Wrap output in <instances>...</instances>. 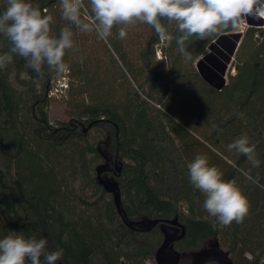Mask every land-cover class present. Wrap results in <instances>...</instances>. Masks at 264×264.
<instances>
[{"label":"trees","instance_id":"16d2710c","mask_svg":"<svg viewBox=\"0 0 264 264\" xmlns=\"http://www.w3.org/2000/svg\"><path fill=\"white\" fill-rule=\"evenodd\" d=\"M30 2L53 16L57 36L71 28L78 51L65 56L67 73L45 68L42 80L19 56L0 69V239L44 238L47 251L50 244L63 250L57 264H155L160 225L144 231L141 224L177 220L185 227L174 244L179 264L212 243L233 264H264V188L239 171L251 169L264 185V19L249 16L243 32L193 38L188 61L174 39L161 40L145 23L125 26L122 40L114 27L105 42L63 20L60 0ZM5 7L0 0V13ZM161 22L177 34L175 22ZM9 47L0 34V54ZM63 77L67 119L52 123L49 92ZM242 135L256 144L258 168L228 151ZM197 155L247 196L243 223L214 227L189 179ZM103 168L101 178L118 187L123 217L98 183Z\"/></svg>","mask_w":264,"mask_h":264},{"label":"clouds","instance_id":"9594fccd","mask_svg":"<svg viewBox=\"0 0 264 264\" xmlns=\"http://www.w3.org/2000/svg\"><path fill=\"white\" fill-rule=\"evenodd\" d=\"M60 0L62 19L80 32H95L97 38L107 42L117 28L119 39H125L127 28L137 22L151 26L158 37L171 42L173 39L185 60L192 54L187 50L193 39L206 40L219 35L228 28H238L249 16L264 19V0ZM82 13H88L84 15ZM162 20L175 22L177 34L173 36ZM53 16L42 13L30 0H6L0 13V34L10 44L9 50L0 54V69L12 63L14 56L26 61V67L45 78V68L57 76L67 73L70 65L65 56L69 51H78L74 44V33L63 27L59 35L51 25ZM81 62L82 59H81ZM228 151L247 158L252 168L260 166L256 144L247 135L235 139ZM189 179L195 189L205 196L204 210L216 219L221 228L233 222L243 223L250 210L247 196L234 180H224L216 166H210L206 156L197 155L188 164ZM248 181L260 185L259 177L251 175V169H239ZM44 238L26 237L22 232L0 239V264H57L63 250L47 251ZM43 258V260L41 259Z\"/></svg>","mask_w":264,"mask_h":264},{"label":"water","instance_id":"95a60500","mask_svg":"<svg viewBox=\"0 0 264 264\" xmlns=\"http://www.w3.org/2000/svg\"><path fill=\"white\" fill-rule=\"evenodd\" d=\"M105 170L106 169L103 168L97 172L98 183L107 192L112 194L116 211L123 217L118 187L113 181L103 180L101 178V173ZM116 170L118 171V169ZM125 223L129 228L136 230L131 224L126 221ZM141 225L144 231H148L160 225L163 241L155 253V264H179L182 256L173 248V244L184 237L185 227L177 220L158 219L147 221ZM191 259V264H204L209 261H213L217 264H233L228 253L220 249L216 243L210 244L208 249L192 254Z\"/></svg>","mask_w":264,"mask_h":264},{"label":"rangeland","instance_id":"374dc122","mask_svg":"<svg viewBox=\"0 0 264 264\" xmlns=\"http://www.w3.org/2000/svg\"><path fill=\"white\" fill-rule=\"evenodd\" d=\"M245 28H246V24H245V22H242L240 24V26L238 27L237 32H243V30ZM207 53H208V51L204 52L203 55H205ZM227 72L233 74L235 72V70L230 65V66H228V71H226V73ZM226 78H227V75H226ZM63 98H64V96L52 97L51 103H50V105L48 107V116H49V120L52 123H55L56 121H64V120L67 119V116H66V113H65V109H64V106L62 104V99ZM49 249H50V251H55V248H54V246L52 244L49 245ZM204 249H208V247H205ZM199 252H201V251H199ZM186 256L189 259H191L192 254H188ZM191 260H190V263H191Z\"/></svg>","mask_w":264,"mask_h":264},{"label":"built area","instance_id":"2783aa9c","mask_svg":"<svg viewBox=\"0 0 264 264\" xmlns=\"http://www.w3.org/2000/svg\"><path fill=\"white\" fill-rule=\"evenodd\" d=\"M157 58H160V53L157 52L156 53ZM67 88V82L66 79L63 77L61 79H58L52 89L49 92V96L50 97H58V96H62L64 94L65 89Z\"/></svg>","mask_w":264,"mask_h":264},{"label":"flooded vegetation","instance_id":"af4514ba","mask_svg":"<svg viewBox=\"0 0 264 264\" xmlns=\"http://www.w3.org/2000/svg\"><path fill=\"white\" fill-rule=\"evenodd\" d=\"M178 242V241H177ZM177 242H175V243H177ZM174 243V244H175ZM174 244H173V248H174ZM209 262H213V261H209ZM204 264H208V262H206V263H204ZM215 264H217V263H215Z\"/></svg>","mask_w":264,"mask_h":264}]
</instances>
